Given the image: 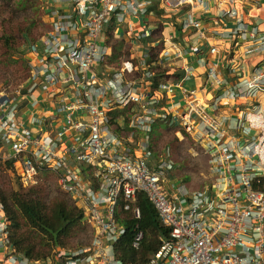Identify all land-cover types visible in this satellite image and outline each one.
Listing matches in <instances>:
<instances>
[{"label":"built area","instance_id":"2783aa9c","mask_svg":"<svg viewBox=\"0 0 264 264\" xmlns=\"http://www.w3.org/2000/svg\"><path fill=\"white\" fill-rule=\"evenodd\" d=\"M41 1L44 30L24 34L27 83L13 92L0 86V161L12 162L23 189L53 175L82 212L79 224L90 228V238L30 258L13 247L0 204V261L126 264L118 249L126 231L121 219L127 212L140 218L136 199L144 193L169 228L157 260L264 264V103L258 96L264 30L239 20L232 30L214 32L258 40L262 61L242 82H233L221 77L217 41L202 50L182 40L190 28L205 38L198 17L205 0ZM232 1L237 11L223 16L244 11L245 0ZM167 13L174 27L162 46L155 32L163 28L152 23ZM115 25L122 29L114 31ZM167 55H175L168 62L173 79ZM179 58L192 62L178 63ZM203 76L205 89L184 83ZM221 84L217 92L208 88ZM239 98L247 106L236 104ZM163 135L201 148L209 169L202 189L176 177L171 146L159 151L155 144ZM143 236L141 230L135 236L136 248Z\"/></svg>","mask_w":264,"mask_h":264},{"label":"trees","instance_id":"16d2710c","mask_svg":"<svg viewBox=\"0 0 264 264\" xmlns=\"http://www.w3.org/2000/svg\"><path fill=\"white\" fill-rule=\"evenodd\" d=\"M9 4L13 0H6ZM28 0H20L16 8L25 7ZM37 7V6H36ZM32 21L27 29L34 26ZM6 39H11L5 35ZM27 62V59H25ZM12 168V162H1ZM185 180H189L186 177ZM40 192L34 187L23 189L20 185L9 194L0 189V204L4 206L8 219V231L11 243L17 252L25 253L30 258L40 259L49 256L52 250L67 246L66 238L80 229L79 219L82 212L75 204L66 201H54L52 206L38 196ZM136 205L141 209L140 218L132 213H126L121 219L126 231L119 241L120 257L126 264H164L155 258L162 247V238L169 236V228L160 220L156 208L144 193H139ZM51 228L59 233V246H56ZM143 231V239L136 248L134 238L139 231Z\"/></svg>","mask_w":264,"mask_h":264},{"label":"rangeland","instance_id":"374dc122","mask_svg":"<svg viewBox=\"0 0 264 264\" xmlns=\"http://www.w3.org/2000/svg\"><path fill=\"white\" fill-rule=\"evenodd\" d=\"M19 3L20 0H13L10 4L6 0H0V86L9 92H13L28 80L29 68L25 61L24 34L29 33L36 36L45 28V9L41 0H28L25 7L16 8ZM32 21L35 25L27 29ZM117 29L122 28L115 25L113 30ZM5 35H9L11 39L7 40ZM43 97V94H39V98ZM155 128L153 135H156L158 130L157 126ZM162 129L168 130L165 126H162ZM155 144L159 151H162L164 146H171L177 162L176 177L185 181L189 187L202 189L208 182L209 169L206 165V158L197 144L180 142L175 137L166 135L155 138ZM186 177H189V180H185ZM17 187L18 183L13 170L4 166L0 161L1 191L9 194ZM34 188L40 192L38 196H41L49 206L58 200L73 203L71 198L58 188L54 176L51 174L43 175L41 181ZM89 238L90 228L81 227L66 238L67 246L65 247H76ZM54 250L49 255L53 254ZM0 264H5V258L0 261Z\"/></svg>","mask_w":264,"mask_h":264},{"label":"crops","instance_id":"0c3cea01","mask_svg":"<svg viewBox=\"0 0 264 264\" xmlns=\"http://www.w3.org/2000/svg\"><path fill=\"white\" fill-rule=\"evenodd\" d=\"M205 4L204 12L198 15V17H200L203 22L202 27L205 33V38L199 35L198 30L190 28L189 30L182 32V40L188 45H198L202 48V50H205L207 45L209 46L213 40L217 41V45L220 49L218 56L221 58V66L223 69L221 77L233 82H242L243 79L249 76L253 69L258 64H260L263 59L262 54L258 49V40H254L251 37L245 36L243 34H237L236 37L231 39L227 37L219 38L215 37L214 32L219 30H232V28L239 25V20L244 22V24H246L245 26H248V28H257L260 31H263L264 0H245L244 11L242 13L239 12L238 14H227L226 16H223L222 12L236 10V4L232 0H205ZM173 22L174 20L171 18V15L167 13L165 16H161L156 22L152 23V27L158 25L163 28L160 31L155 32H160L157 37H155V40L160 41L162 46L165 43L167 34L174 27ZM162 30L163 32H161ZM210 33H212V35ZM171 54H173L172 51ZM168 57V55L164 57V61L166 62L165 67L169 69V78L173 79L174 71L170 68V66H168V62L173 60L175 55L172 56L170 60H167ZM176 62L185 64L186 62H192V59L179 58L176 59ZM184 83L190 88H207V80L204 76L201 78H189ZM221 87L223 88L222 84L221 86L216 85L215 88H211L210 85H208V88L212 92L221 90ZM258 96L263 99L262 102L264 103V85L261 87L260 95ZM235 103L242 106H247L248 104V102H243L240 98L235 99ZM229 106L230 105H227V107ZM224 112L228 113L229 110L225 109L222 113Z\"/></svg>","mask_w":264,"mask_h":264},{"label":"water","instance_id":"95a60500","mask_svg":"<svg viewBox=\"0 0 264 264\" xmlns=\"http://www.w3.org/2000/svg\"><path fill=\"white\" fill-rule=\"evenodd\" d=\"M47 229L53 234L56 246L58 247L59 246V233H60L62 228L60 230H58V231H54L51 228H47Z\"/></svg>","mask_w":264,"mask_h":264}]
</instances>
